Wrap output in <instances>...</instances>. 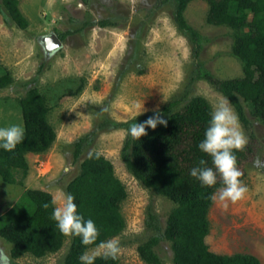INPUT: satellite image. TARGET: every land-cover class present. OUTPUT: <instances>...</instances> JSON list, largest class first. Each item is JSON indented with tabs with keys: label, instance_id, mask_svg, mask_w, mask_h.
Instances as JSON below:
<instances>
[{
	"label": "rangeland",
	"instance_id": "374dc122",
	"mask_svg": "<svg viewBox=\"0 0 264 264\" xmlns=\"http://www.w3.org/2000/svg\"><path fill=\"white\" fill-rule=\"evenodd\" d=\"M18 1L28 19L26 28L16 25L0 0V76L12 77L10 84L0 88V126L24 127L20 98L37 87L50 105L48 120L56 138L46 151L26 154L28 167L14 171L13 183L0 177V228L28 205V190L48 191L53 202L58 201L81 162L97 152L111 162L127 192L121 204L124 228L107 239L120 240L118 264H149L138 252L140 244L157 234L147 223L154 216L163 229L175 203L146 187L127 168L122 158L123 145L131 138L127 129L135 120L163 117L160 110L172 100L178 101L176 109L202 96L213 112L224 96L210 78L243 76L242 62L232 52V30L208 23L206 0H191L183 13L197 36L178 29L176 0ZM102 19L112 24H87ZM65 31L72 32L62 46L47 51L45 36ZM243 107L249 124L239 121L247 144L253 146L251 157L240 167L248 192L224 208L214 198L223 186L215 190L205 243L215 254H252L264 264V125L255 119L249 104L243 102ZM143 108L146 111L138 115ZM140 115L146 118L137 119ZM85 135L87 141L76 158L74 143ZM70 244L71 237L66 236L56 252L13 257L12 244L0 236V246L6 248L12 264H63ZM155 251L163 264H175L168 240L161 237Z\"/></svg>",
	"mask_w": 264,
	"mask_h": 264
},
{
	"label": "trees",
	"instance_id": "16d2710c",
	"mask_svg": "<svg viewBox=\"0 0 264 264\" xmlns=\"http://www.w3.org/2000/svg\"><path fill=\"white\" fill-rule=\"evenodd\" d=\"M87 1V0H84ZM191 0H176L175 19L178 29L195 32L184 20V11ZM12 20L20 28L28 26V19L19 8L18 0H1ZM208 23L231 28L234 43L233 54L243 65V76L231 79H211L215 88L235 108L239 119L248 126L243 102L251 106L255 119L264 125V0H206ZM87 24L106 27L109 19ZM72 31L59 33L63 40ZM12 82L6 73L0 76V88ZM178 101H169L161 110L167 124L155 129L146 127V135L139 139L128 138L122 148V158L129 171L146 187L171 199L175 206L169 211L163 229L154 216L147 225L157 234L138 246V252L149 264H163L155 251L160 238L171 243L175 264H260L252 254L219 255L211 252L205 237L209 233L208 210L215 190L223 186L219 174L214 186H202L190 176V169L200 159L213 167L212 160L197 145L204 138L212 113L209 102L195 96L174 109ZM25 138L12 152L0 150V177L4 182H14L15 170H26V154L46 151L56 138V131L48 120L50 105L37 87H31L20 98ZM140 115L137 119H144ZM88 135L74 143V156L81 154ZM251 139L254 137L251 135ZM253 153L248 143L236 152L237 166L243 165ZM254 159V158H253ZM242 176L239 178L242 180ZM67 193L75 197V203L85 219L91 218L99 228L95 244L82 245L79 237H71V244L63 264H81L79 257L87 249L119 234L124 228L121 204L127 192L122 181L115 175L111 162L97 152L90 153L80 165L78 174L68 183ZM28 205L11 221L0 228V236L12 244L10 253L20 257L30 253L42 257L58 251L64 236L52 218L54 203L50 192L31 189L26 192ZM49 207L45 208L44 205ZM95 264H118L116 260L98 257Z\"/></svg>",
	"mask_w": 264,
	"mask_h": 264
},
{
	"label": "clouds",
	"instance_id": "9594fccd",
	"mask_svg": "<svg viewBox=\"0 0 264 264\" xmlns=\"http://www.w3.org/2000/svg\"><path fill=\"white\" fill-rule=\"evenodd\" d=\"M228 97H222L215 105L210 115L204 138L197 145L198 149L211 158L213 167L207 166L205 159H200L197 166L190 169V176L198 180L202 186H214L217 175L222 179L223 187L218 196L214 197L221 202L224 208L229 202L236 203L243 199L248 192L247 186L239 179L242 176L237 166L236 152L242 151L247 145V137L242 129L238 115L230 107ZM139 108L140 106L137 105ZM146 111L143 108L141 112ZM167 124V120L160 115H154L142 123L136 120L129 124L127 134L134 139L146 135V127L155 129L157 125ZM25 138V128L22 124L0 126V150L12 152ZM256 163H259L257 160ZM71 193H63L53 208L52 218L56 227L67 237H79L82 245L88 246L96 243L99 228L91 218L85 219L78 212ZM49 207L48 204L44 205ZM121 253L120 240L117 238L101 241L95 249L85 251L79 257L81 264H95L98 257L105 260H116ZM0 264H12V258L5 247L0 246Z\"/></svg>",
	"mask_w": 264,
	"mask_h": 264
},
{
	"label": "water",
	"instance_id": "95a60500",
	"mask_svg": "<svg viewBox=\"0 0 264 264\" xmlns=\"http://www.w3.org/2000/svg\"><path fill=\"white\" fill-rule=\"evenodd\" d=\"M44 45L47 51L52 52L62 46V40L56 33H50L44 38Z\"/></svg>",
	"mask_w": 264,
	"mask_h": 264
}]
</instances>
